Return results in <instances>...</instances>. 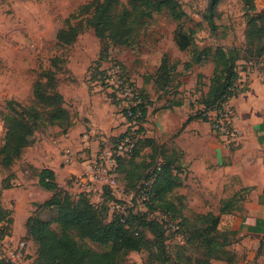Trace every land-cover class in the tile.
I'll return each instance as SVG.
<instances>
[{
	"label": "rangeland",
	"instance_id": "1",
	"mask_svg": "<svg viewBox=\"0 0 264 264\" xmlns=\"http://www.w3.org/2000/svg\"><path fill=\"white\" fill-rule=\"evenodd\" d=\"M89 1L0 0V148L4 144L6 134L4 116L10 112L7 102L15 100L25 106L35 103L34 86L38 80L43 82V91L47 93L59 91L63 97L65 95L67 98L65 100L64 97L65 103L70 98L75 99L74 97L81 100L85 96H92V100L96 98L95 105L101 109L99 112L101 118H107V110L111 109L109 102L116 104V114H120L115 98L98 84L97 91L94 92L92 85L99 81L98 76L102 69L115 62L124 67L130 80L149 97L143 134L154 137L160 143L164 142L165 146L168 143H175L181 147H196L198 141L191 133L200 130L199 123L202 122L200 119L205 120L197 115L198 110L202 109L199 102L201 93L206 91L213 74L214 49L216 46L247 47L249 21L256 13L264 12V0H254L255 10L246 6L243 0H176L177 8L185 15L178 19L169 9L153 13L131 45H116L109 40L98 38L94 30L86 24V17L80 16L71 21L73 25L80 23L82 26L77 39L68 45L59 43L57 33L61 28L67 27L65 19ZM178 28L192 33V46L186 51L180 50L175 41ZM195 47L203 53L202 60L198 63L191 62L192 50ZM44 72L48 75L42 77ZM175 100H180L183 104L170 110L163 108L173 105ZM39 110L47 120V109L39 107ZM236 115L235 111V139L234 137L225 139L217 135V141L225 151L223 154L220 155L210 140L205 141L203 145L207 160L205 164L196 165L193 171L184 165L183 150H177L182 155V166L179 171L182 186L174 191L172 199L181 210L182 218L188 219V224L184 227L185 234L193 231L199 214L208 212L217 214L224 200L247 198L249 188L243 186L226 184L223 190L225 197L221 193L220 180L224 171L218 165L227 164L230 160L229 152L236 146L239 135L235 124ZM210 116L215 118L216 113ZM188 118L193 122L185 125ZM117 124L113 135L106 136L105 140L97 139L98 142L94 140L96 156L113 148L117 141L116 137L128 128L120 119ZM62 133L63 128L45 121L35 132V142H38L27 147L22 157L11 167L0 168V207L4 208L0 214L5 215V211H11L18 206L19 215L13 235L5 237L1 242V253L9 257L10 250L25 241L26 247L22 252L20 264H33L36 257L37 246L25 235L28 212H31L35 205L33 213L38 212L43 219L54 220L57 216V208L38 209L37 204L44 202L52 194L39 185L38 175L45 166L53 164L66 166L62 162L63 150H58L56 144ZM151 152L150 147L144 148L137 161H144L147 165L134 169L141 172L148 164H152ZM76 153H81L78 161L90 156L82 149ZM219 156H223L221 157L223 161H219ZM191 171L194 174L191 179L196 185L192 192L189 183L184 185V181L190 179ZM66 175L67 173L61 174L62 184ZM69 179L72 183L78 178L75 174ZM117 181L114 192L121 200L123 208L126 211L132 208L134 211L146 212L148 208L143 198L131 192L128 187L125 188L123 173L118 172ZM102 186L97 185V189L91 192L92 202L98 205L104 202ZM72 192L76 194L78 191ZM149 213L151 217L163 222L166 228L167 249L174 258L182 256L186 261V258L196 260L203 257L201 252L187 243V237L182 233V229H178L183 219H170V216L161 210ZM226 218L222 217L220 231L228 228ZM199 225L201 226L200 223ZM147 236L153 238L150 232H147ZM231 236L229 235V238ZM232 238L236 240L235 236ZM93 246L95 249H101L97 244ZM241 252L237 253V264H256V261L248 260ZM158 262L148 251H141L130 252L123 264ZM211 264L230 263L212 260Z\"/></svg>",
	"mask_w": 264,
	"mask_h": 264
},
{
	"label": "trees",
	"instance_id": "2",
	"mask_svg": "<svg viewBox=\"0 0 264 264\" xmlns=\"http://www.w3.org/2000/svg\"><path fill=\"white\" fill-rule=\"evenodd\" d=\"M243 1L246 6L255 10L254 0ZM164 9H169L178 19L185 15L177 8L176 0H90L65 19L67 27L58 31L57 39L59 43L65 45L74 42L82 26L80 23L73 25L71 21L85 16L86 24L94 30L98 38L109 40L116 45H131L153 13L162 12ZM249 25L247 47L216 46L213 52L214 69L210 84L208 90L201 93L199 102L202 109L198 110L197 117L211 121L212 129L218 136L220 133L216 129L217 120L230 105L231 99L243 91L240 82L241 71L246 70L248 64L264 59V12L253 15ZM175 41L180 50L186 51L192 46V33L178 28ZM192 52L191 62H201L203 53L197 47ZM122 68L123 75L130 79L123 66ZM46 74L47 72H44L42 77ZM104 75L105 70L102 69L98 79H102ZM131 84L142 97L143 115L138 119L139 129L134 135L137 139L135 147L130 154L117 158V172L124 174L125 188L128 187L131 192L138 195H142L146 189V182H152L150 197L145 200L148 210L139 212L131 208L125 210L123 214L111 213L110 203L121 205L122 202L110 186L103 187L104 202L98 205L92 202L90 193L73 194L70 184L61 186L55 171L44 167L38 175V183L52 194L44 202L37 204L38 209L57 208V216L54 220H45L38 212H34L28 217L25 235L37 246L33 264H123L130 252L141 251H148L152 257L157 258L159 261L157 264H211L212 260L237 264L238 252L234 249V244L239 241L237 232L230 228L220 231L219 227L223 215L242 210L246 198L224 200L217 214L214 212L199 214L193 231L189 229V235L185 234L184 227L188 224V219L182 218L181 210L172 199L174 191L182 186L179 176L182 155L177 149H169L154 137L143 134L149 97L135 82L132 81ZM42 86L43 82L38 80L34 86L35 103L30 106L22 105L15 100L7 102L10 112L4 116L6 134L4 144L0 148V168L11 167L22 157L27 147L36 143L37 127L45 121L60 126L63 133L71 129L75 114L65 106L62 93L59 91L47 93L43 91ZM172 104L163 108L178 107L183 102L175 100ZM39 107L47 109V120ZM232 108L235 110L233 106ZM213 113H216L215 118L210 116ZM130 131L128 129L126 133H121L116 140ZM146 147L152 150L153 163L139 172L134 168H143L147 165L144 161H137L141 151ZM0 209L4 211L3 207ZM157 210L163 211L170 219H183L178 229H182V233L187 237V243L202 253V258L196 260L186 258L184 261L185 258L182 256L176 259L170 254L163 222L151 217L149 213ZM14 228V209L5 211V215L0 214V264H15L1 253L2 240L12 236ZM147 232H150L153 238H149ZM229 235L235 236L236 240H233L232 236L229 238ZM93 244L99 245L101 249H95ZM258 254L264 255V241L261 242ZM255 261L256 264H264Z\"/></svg>",
	"mask_w": 264,
	"mask_h": 264
},
{
	"label": "crops",
	"instance_id": "3",
	"mask_svg": "<svg viewBox=\"0 0 264 264\" xmlns=\"http://www.w3.org/2000/svg\"><path fill=\"white\" fill-rule=\"evenodd\" d=\"M240 82L243 91L230 101V105L235 108L237 113L235 121L239 130L237 143L233 151L229 152L230 160L226 158L228 160L227 164L218 165V167L224 171L220 180L223 197H225L223 190L226 184L249 188V193H247V198L241 211L223 215V217H227V227L235 230L239 237V241L234 244V249L237 252L242 251L241 253L248 260H257V262L262 263L264 262V255H259L258 250L261 242L264 241V59L260 62L248 64L247 69L241 71ZM208 84H210V80ZM92 85L94 86V92L97 91V83ZM90 89L89 87V91ZM207 90L208 86L206 87ZM74 98L73 100L70 98L65 103V106L75 114L73 125L67 133H62L58 137V143H56L58 150H63L64 152L66 149H71L73 158L70 162H66L62 154V162L66 166L53 164L45 167L55 171L58 183L61 186L70 184L71 191L77 190V194L82 191L79 188L82 185L78 179L71 183L69 178L75 174L78 178L83 172L88 170V162L96 155L94 147L96 141L94 140H105L107 139L106 136L110 137L113 135L114 127H118L117 123L119 119L121 120V117L120 114H116L117 106L114 103H108L111 109L107 110V118H101L99 113L101 109L95 105L96 98L94 100H92V96H85L83 100ZM94 107L95 110H93ZM188 119L186 120V125L193 122V120L188 121ZM200 120L202 121L199 123L200 130L194 132V134L191 133L192 137L198 141L196 147H181L175 143L166 145L169 149L183 150L184 165L193 171L196 165L205 164L207 160L206 150L203 145L205 141L210 140L215 149H218L220 155L224 151L217 141V134L212 129L211 121ZM162 143L164 144V142ZM80 149L82 151L85 150L90 156L78 161L77 158L81 157V153L78 154L76 152ZM221 157L223 156H219V161H223ZM60 173H67L66 177L63 178L64 184L61 183L62 177ZM189 175L190 179L184 181V185L189 183L192 186L190 189L192 192L196 185L193 184L191 179L194 176L192 171ZM17 208L18 206L14 207L15 227L18 224L19 217ZM34 209L35 205L31 212H28L26 221L32 215Z\"/></svg>",
	"mask_w": 264,
	"mask_h": 264
},
{
	"label": "built area",
	"instance_id": "4",
	"mask_svg": "<svg viewBox=\"0 0 264 264\" xmlns=\"http://www.w3.org/2000/svg\"><path fill=\"white\" fill-rule=\"evenodd\" d=\"M104 70L105 75L97 82V84L113 96L118 102L121 120L128 126L123 133H126L128 129L131 131L129 134L118 139L113 148L105 150L98 156L95 155L94 158L88 162V170L78 177V180L82 185L81 192L90 194L97 189V185L110 186L112 189L116 188L118 184L117 158L130 154L134 149L137 141V139L134 138V135L139 129L138 119L143 115L142 97L132 86V80L127 79L123 75L122 65L119 63L110 64L106 66ZM234 120L235 110L232 108V105H228L216 123V129L220 133L219 136H222L225 139H228L229 137H234L235 139ZM63 156L66 162H70L73 158L72 150L66 149L63 152ZM151 183V181L145 183L146 189L143 190L142 195H140L144 201L150 197ZM111 212H120L123 214L125 213V209L119 203H114L111 206ZM25 247V241L21 242L19 245L17 244V246L10 250V256L7 258L11 259L15 264H20L22 252L25 250Z\"/></svg>",
	"mask_w": 264,
	"mask_h": 264
}]
</instances>
